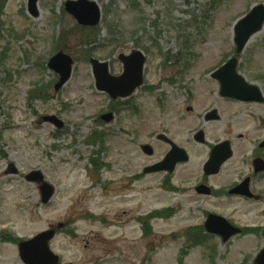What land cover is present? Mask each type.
Wrapping results in <instances>:
<instances>
[{"label": "rangeland", "instance_id": "1", "mask_svg": "<svg viewBox=\"0 0 264 264\" xmlns=\"http://www.w3.org/2000/svg\"><path fill=\"white\" fill-rule=\"evenodd\" d=\"M67 1L39 0L34 19L27 0H6L0 16V264H23L18 247L3 240L7 234L29 240L62 224L50 245L61 264H253L264 247L261 204L248 202L246 214L227 218L251 232L226 244L205 234L196 246L185 235L203 226L204 212L189 211L196 203L162 191L159 177L129 188L123 127L131 129L137 118L121 105L141 107L144 115L161 100L186 102L189 92L191 100L205 101L210 73L235 52V23L264 0H88L102 11L93 30L66 13ZM246 48L238 70L264 91V29ZM133 50L146 55L145 84L154 92L112 101L97 91L86 56L107 61L120 75L119 56ZM59 51L74 60V70L55 92L59 78L47 63ZM113 108L120 110L115 120L103 122ZM47 116L65 127L57 130ZM216 135L210 132V140ZM209 151L194 148L196 176ZM10 166L17 175L7 174ZM38 170L56 190L49 205L26 181ZM170 209L176 215L157 219Z\"/></svg>", "mask_w": 264, "mask_h": 264}, {"label": "flooded vegetation", "instance_id": "2", "mask_svg": "<svg viewBox=\"0 0 264 264\" xmlns=\"http://www.w3.org/2000/svg\"><path fill=\"white\" fill-rule=\"evenodd\" d=\"M211 83L217 89L208 90L205 101L161 103L144 116L139 108L133 107L137 120L131 129L123 127L128 137L123 158L125 180L130 189L143 184L148 176L146 168L162 163L176 146L191 155V160L173 167L172 173L161 171L153 176L159 177L162 187L172 188L176 195L199 204L194 212L202 214L199 206L207 203V208L202 209L204 212L229 218L246 214L248 202H258L264 211V96L261 101L252 103L227 99L219 93V83L212 78ZM148 129L152 130L145 133ZM199 131L205 132L206 142L196 141ZM210 132L218 136L215 145L224 144L221 165L217 169L219 172L214 171L209 176L201 173L196 182L189 147L200 150L210 146ZM145 144L152 147L153 156L144 154ZM146 159L155 161L141 166ZM246 182L254 195L252 199L243 193ZM201 185L206 186L208 194L198 191Z\"/></svg>", "mask_w": 264, "mask_h": 264}, {"label": "water", "instance_id": "3", "mask_svg": "<svg viewBox=\"0 0 264 264\" xmlns=\"http://www.w3.org/2000/svg\"><path fill=\"white\" fill-rule=\"evenodd\" d=\"M29 1V14H32L35 18L39 16L37 10L38 0ZM66 10L77 22L83 27H97L100 23L101 11L97 4L89 2L87 0H78L74 2H68L66 4ZM264 24V5H258L254 7L247 17L237 22L235 26V45L237 48L236 54L239 55L245 49V46L249 43V40L253 35L262 30ZM123 64H125V73L121 78H115L109 75V65L97 63L92 60V66L94 67V76H96L98 90L107 92L110 97L115 100L119 98L131 97L132 93L142 86L143 82V67L144 57L142 53H134L131 57L121 56ZM72 60L68 56H64L62 53L55 55V57L49 62L48 67L60 74V82L56 85L55 89L59 91L68 80L71 78L72 73ZM238 60L233 59L228 62L223 68L219 69L214 75V78L222 84V95L225 97H232L237 100L243 101H256L261 96V92L254 86H249L247 83L237 75ZM107 122L112 121V115L103 116ZM52 122L58 128H63V123L54 117H47L45 122ZM219 150L216 148L212 154V160L210 164L206 166L207 172L211 171V167L219 164ZM184 153V152H183ZM176 157L175 153L168 155L166 161L157 167L151 168L150 171L157 172L160 166H174L177 161H186V159H180ZM165 168V167H164ZM11 173H17L14 167L10 169ZM27 180L35 182L37 184L42 183L44 177L40 172H34L28 175ZM41 192L43 195V202L48 203L51 196L54 193L52 187L43 183L41 186ZM206 225L207 231L211 234H217L222 237L223 242L226 243L237 234L241 233L238 229H234L226 220L218 217H210ZM54 237V231L45 232L36 238L30 240V242L20 244L19 251L21 258L25 264H59V258L55 254H52L49 250V244ZM255 264H264V250L261 252L259 258Z\"/></svg>", "mask_w": 264, "mask_h": 264}, {"label": "trees", "instance_id": "4", "mask_svg": "<svg viewBox=\"0 0 264 264\" xmlns=\"http://www.w3.org/2000/svg\"><path fill=\"white\" fill-rule=\"evenodd\" d=\"M0 10H2V7ZM200 238H202L201 235L196 233V235L192 238V242H198Z\"/></svg>", "mask_w": 264, "mask_h": 264}]
</instances>
